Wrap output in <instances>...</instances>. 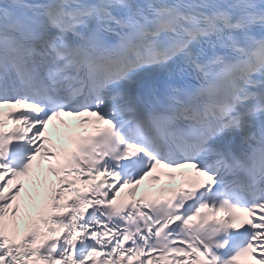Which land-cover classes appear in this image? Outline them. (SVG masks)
Returning a JSON list of instances; mask_svg holds the SVG:
<instances>
[{
    "label": "snow or ice",
    "instance_id": "1",
    "mask_svg": "<svg viewBox=\"0 0 264 264\" xmlns=\"http://www.w3.org/2000/svg\"><path fill=\"white\" fill-rule=\"evenodd\" d=\"M0 264H264V0H0Z\"/></svg>",
    "mask_w": 264,
    "mask_h": 264
}]
</instances>
